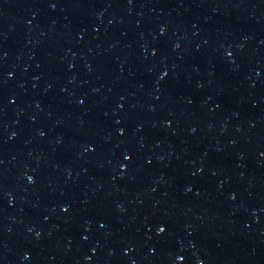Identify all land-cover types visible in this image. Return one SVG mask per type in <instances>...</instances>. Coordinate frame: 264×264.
Masks as SVG:
<instances>
[{"label":"water","instance_id":"95a60500","mask_svg":"<svg viewBox=\"0 0 264 264\" xmlns=\"http://www.w3.org/2000/svg\"><path fill=\"white\" fill-rule=\"evenodd\" d=\"M0 264H264V0H0Z\"/></svg>","mask_w":264,"mask_h":264}]
</instances>
